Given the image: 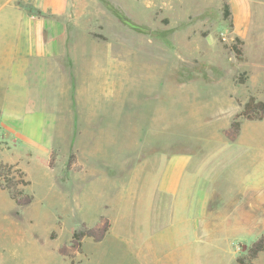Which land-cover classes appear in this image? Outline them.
<instances>
[{
    "label": "rangeland",
    "instance_id": "1",
    "mask_svg": "<svg viewBox=\"0 0 264 264\" xmlns=\"http://www.w3.org/2000/svg\"><path fill=\"white\" fill-rule=\"evenodd\" d=\"M41 1L0 13V43L29 15L63 55L33 74L43 140L0 136V186L25 192L0 188V264H264V112L241 116L264 102V21L239 60L228 0ZM179 154L204 189L175 219L138 199Z\"/></svg>",
    "mask_w": 264,
    "mask_h": 264
},
{
    "label": "crops",
    "instance_id": "2",
    "mask_svg": "<svg viewBox=\"0 0 264 264\" xmlns=\"http://www.w3.org/2000/svg\"><path fill=\"white\" fill-rule=\"evenodd\" d=\"M58 1L60 2V0H49L47 8L52 7L53 12H58L59 10H54ZM41 3L44 5L46 2L41 0H0V13L6 11L26 13V4L42 7ZM227 4L232 14H237L235 32L242 41L246 40L253 32L256 33V37L262 33L264 0H228ZM51 23L44 18H31L29 15H23L19 22L15 42L10 44L5 40L0 43V46H3L0 48V136L5 139L11 140L19 137L32 141L43 140L46 116L41 110V106L34 104L32 99V95L39 91L34 87L33 74L35 69H41L39 64L42 62H49L53 59L59 61L63 56L56 52L55 37H45V32L53 27ZM263 76L264 74H262ZM50 83L49 80L46 81L47 91H50L48 88ZM18 109L24 111L23 114H20L23 115L21 126L17 128L14 126V120L18 117ZM233 147L239 146L234 144ZM257 150H263V153H259ZM253 154L260 155L264 160V146L254 143L251 146L249 157H255ZM191 163L190 155H174L154 187L147 188L144 196L138 200H147L145 204L151 206L153 200H156V195H164L175 200L174 218H179L180 212L186 210L185 201L193 200L199 186L203 185L204 189V179L199 176L200 172L195 173L191 169ZM240 166L229 169L230 171L235 170L237 175L236 178L234 177V182L233 178L228 179L227 183L230 188H241Z\"/></svg>",
    "mask_w": 264,
    "mask_h": 264
},
{
    "label": "trees",
    "instance_id": "3",
    "mask_svg": "<svg viewBox=\"0 0 264 264\" xmlns=\"http://www.w3.org/2000/svg\"><path fill=\"white\" fill-rule=\"evenodd\" d=\"M229 15H230V13H229V10H228V6H225V17H228ZM234 41H235V44L232 45V49L234 50L237 58L240 60L242 58V49L239 47V45H241L243 43V41L239 37H236ZM263 112H264V102L257 101V99L255 97H250L248 102L245 104V108H244V111L242 112L241 116H243V117H245L247 119H252L253 116L250 117L249 116L250 114L259 115V113H263ZM261 117L262 116H260V118ZM234 127H235V130L238 131L240 129V123L239 122H235L234 123ZM1 167H3V168L7 167L11 171L14 169V167H12V166H1ZM16 171H17L18 174L21 175V177H24V176H22L23 173L20 170L17 169ZM21 181H22L21 185L23 187H27L28 185H30L29 181H26L24 179H22ZM14 187L18 188V183H16L14 186L11 184V186L7 187V188H4V187L0 186L1 189L3 188V189L10 190L12 199L18 201L24 196L25 192H24L23 189L15 191ZM255 247L253 248L252 252L254 254H257L259 251H261L263 246H261V248H259V249L255 248Z\"/></svg>",
    "mask_w": 264,
    "mask_h": 264
}]
</instances>
